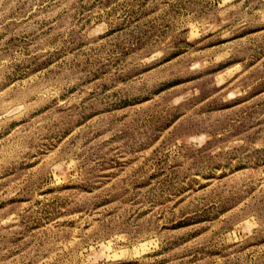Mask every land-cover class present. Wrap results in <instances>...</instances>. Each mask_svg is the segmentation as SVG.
I'll list each match as a JSON object with an SVG mask.
<instances>
[{
	"label": "rangeland",
	"instance_id": "1",
	"mask_svg": "<svg viewBox=\"0 0 264 264\" xmlns=\"http://www.w3.org/2000/svg\"><path fill=\"white\" fill-rule=\"evenodd\" d=\"M0 264H264V0H0Z\"/></svg>",
	"mask_w": 264,
	"mask_h": 264
}]
</instances>
